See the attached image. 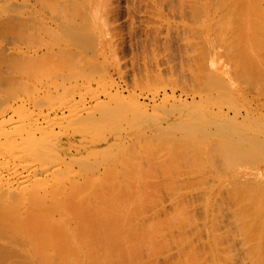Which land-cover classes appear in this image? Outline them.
Listing matches in <instances>:
<instances>
[{
    "label": "bare ground",
    "instance_id": "1",
    "mask_svg": "<svg viewBox=\"0 0 264 264\" xmlns=\"http://www.w3.org/2000/svg\"><path fill=\"white\" fill-rule=\"evenodd\" d=\"M11 1L7 0V2H6V0H5V2H3V4L6 3L5 5L7 8L4 6L2 9H0V11L2 13H4V12L8 13V11L9 10L11 11V9L13 10V12L18 11L19 10L18 8L20 6L24 5L21 3L22 5L20 4V6L17 8L16 4L13 3L14 4L13 6L16 7V9L15 8L13 9V6L11 5L12 4ZM14 1H16V0H14ZM43 1L45 2V5H46L47 2L45 0H43ZM48 1L53 2L52 0H48ZM196 1H198V0H196ZM3 4H1L0 6H2ZM9 4L11 6V8L9 6L10 9L8 8ZM50 4L51 3H49L48 6H50ZM59 4H61V3H59ZM182 4H183V2H182ZM217 5H218V11L220 10L221 14L223 12L225 15H227V17L222 16V18L227 19V22H226V24H224V23L222 25L219 24L221 26L217 30V33L219 31H221V32H219V33H221V35L219 33L217 35H220L219 40L221 41V44L226 49L225 51H224V49L222 50V51H224L223 53L226 52L227 55L230 54L229 57L231 56L230 60H229V64H230L231 68H229L228 64H226L225 62H219L217 60V58L213 59L212 57H210L209 59L206 58L207 59L206 60L204 57V59L206 61L201 60L202 61L201 65L199 63V66L197 68V69H199V72L202 75L204 74L203 75L204 77L202 79H205V77H206V75H205L206 73H202V72L206 71L208 77H206V79L204 81L207 80L206 83L208 82L207 83L208 85H209L210 81L215 82L218 86L217 90L220 89L221 93L224 96L227 95L231 99L234 98L237 101V103H239L237 95L235 93V90H234L232 84L227 81L228 77H230V74L232 72V73H234V75L232 74L233 76H235V74H237L238 76L237 75L236 76L238 78H239V76L243 77L246 84L250 87V89H254L256 91L259 90L261 93L259 95H262L264 97V0H218ZM55 6L56 5H54V7ZM57 6H56V9H57ZM73 6H75V7H73ZM73 6H71L74 9V11L73 10L72 11L75 12L76 14L75 13H72V14L79 16L80 15L79 12L81 10H79L77 12V9L79 8L80 5L76 6V4H75ZM190 6H191V4H190ZM194 6H196V5H194ZM23 7H20V8H23ZM50 7H49V9H50ZM52 7H53V4H52ZM213 8H214V6H213ZM3 9H5V10L8 9V11H4ZM54 9H52V10H54ZM208 9H210V7ZM50 10H49V12H52ZM58 10H61V9L59 8ZM213 10L214 9H212L211 11H213ZM179 11H181V10H179ZM208 12H210V10ZM216 12L217 11H215V13ZM23 13H25V12H23ZM8 14H11V13H8ZM60 14L63 15L62 12ZM191 14L193 15V13H191ZM37 15H39V14H37ZM219 15H218V18H220ZM8 16H7V18H8ZM228 16L229 17L232 16V18H230V20H229ZM12 17L13 18L15 17V18L13 19ZM216 17H217V15H216ZM15 19H17L16 22H14ZM20 19L21 18H19V20ZM27 19L25 18V19H22L23 21L22 20L21 21L24 22L27 20L26 24H28L30 21V27H29V25H27V26L32 30V27H34V26L31 23V21L32 22H33V20L38 21V19H32L31 20V17H29ZM58 19H61L62 21H64L62 17L58 18ZM85 19H88V18H85ZM7 20L9 23L6 22ZM7 20H6V16H5V21H4V18H3V21L1 18L0 22L1 21L2 22L0 23V31L3 30L5 32V35L10 34L12 37V40H14L13 38L15 37L14 41H16L17 38H18L17 42L22 41L21 38L23 37L22 36L23 33L20 31V33L22 34L21 35L22 37H21L19 35L20 33L15 32L16 31L15 28L18 27L17 25H19V24H20L19 27H21V24L23 26V23L20 21L21 23L17 24L19 21L17 15L16 16H9V18ZM11 20L13 22H11ZM78 20H80V19H78ZM214 20L216 21V19H214ZM36 21H34V22H36ZM80 21H82V20H80ZM220 21H221V19H220ZM3 22L6 23V24L4 23L6 29H5V27L4 28L2 27ZM73 22H74V20L72 22H68V24L71 23V25H72ZM11 23H13V24H11ZM15 23H16V25H15L16 27L14 26ZM36 23H38V22H36ZM66 23H67V21H66ZM95 23H96V21H95ZM9 24L13 25V26L11 28H9V26H10ZM26 24L24 26L25 29H24V27H22L24 29V31L23 30L22 31L28 33ZM6 25H9V26L7 27ZM211 25H213V24L211 23ZM68 26L70 27V25H67V28L69 29ZM72 26H71V28H72ZM85 26H87V25H85ZM36 27H38V26H36ZM7 28L10 30H8ZM55 28H57V27L55 26ZM39 29H40V27H38V30ZM12 30H14V34H13ZM18 30H20V29L18 28ZM72 30H74V27L72 28ZM79 30H82V29H79ZM3 31H1L2 34H4ZM68 32H69V30H68ZM15 33H17V35ZM57 33H59V32H57ZM222 33H223V35H222ZM32 34L30 33V36ZM74 34H76V33H74ZM199 34H200V32H199ZM188 35H189V33H188ZM194 35H195V32H194ZM217 35H216V37H217ZM19 36L21 37L20 39H19ZM54 36L56 37V35H54ZM74 36H72V37H74ZM197 36H198V34H197ZM57 38H58V36H57ZM59 38H61V36ZM69 38L71 39L70 36H69ZM69 38H68V40H69ZM199 38H198V40H199ZM63 39H65V38H63ZM183 39H184V37H183ZM214 39L215 38H213V41H215L216 45L218 44L217 46L220 48L221 44L218 43V40L216 42V40H214ZM66 40H67V38H66ZM43 41H45V40H43ZM192 46H193V44H192ZM217 46L214 47L216 52L218 49ZM221 49L222 48H220V50ZM48 50H49V48H48ZM92 50H93V47H92ZM195 50H194V52H196V53L198 51H200V49L198 51H195ZM201 50H203V49H201ZM215 50L213 49V52H215ZM220 50L218 49V52H220ZM49 51L48 52L46 51L47 53L44 52L43 54H45V53L49 54ZM201 52L203 54V51H201ZM207 52H209V51H207ZM211 52H212V50L209 52L210 56H211ZM55 54H52V55H55ZM220 54H221V52H220ZM52 55H51V57H52ZM1 56L0 57L2 59H4V58L6 59V61L4 63V61L1 62L2 59L0 58V60H1L0 62L4 65L6 63L8 64L9 62L13 61V60L11 61V59L9 58L10 55L9 56L6 55V57H4V58H3L4 54H2ZM18 56H21V55H18ZM18 56H15V57H18ZM204 56H206V55H204ZM224 56L226 58V55H224ZM236 56H238L239 58L236 59L237 58ZM12 57H14V56H12ZM15 57L13 59H15ZM51 57H49L50 58L49 62L53 58V57L52 58ZM60 57H62V56H60ZM7 58H9V59H7ZM32 58H34V57H31V58L25 57L22 59V62H26L25 59H27V61L29 63V60H30V62L33 61ZM18 59H19V57H18ZM20 59H21V57H20ZM38 59L39 58L37 57L35 59V61H37ZM8 60H10V61L8 62ZM23 60H25V61H23ZM64 60L67 61V58H65ZM19 61L21 62V60H19ZM38 61H40V60H38ZM45 61L46 60H44V61L41 60L40 62H41V64H44V63L47 64ZM53 61H52L53 63L52 62L51 63L56 65L57 60L55 59ZM60 61L63 62V60H60ZM188 61H189V59H188ZM197 61H199V60H197ZM33 62H31V64ZM40 62L38 63V65H40ZM14 63H13V65H14ZM23 64L24 63H22V66H23ZM49 64H47V66ZM72 64H73V62H72ZM13 65H12V63H10L9 66L6 65L5 67H10V66L13 67ZM28 65H26V66H28ZM57 65H58V67H62L61 63H60V66H59V64H57ZM69 65H70V63H69ZM73 65H75V64H73ZM19 66H21V65H19ZM24 66L22 67L23 69H24ZM52 66H50V67H52ZM200 66H201V68H200ZM13 68H16V67H13ZM28 68H31V67L29 66ZM32 68H31V70H32ZM40 68H41V65L38 68V70H40ZM66 68H64V69H66ZM70 68H71V66H70ZM19 69H20V67H19ZM34 69H35V66H34ZM54 69H55V67H54ZM54 69L52 68V70H54ZM57 69H59V68H57ZM89 69L91 70V68H89ZM230 69H232V70L230 71ZM43 70L44 69H42V71L40 73L37 72L36 75L41 76V74L43 73ZM50 70H51V68H50ZM16 71L18 72V69ZM35 71H37V70H35ZM45 71H44V73H45ZM85 71H86V69H85ZM239 71H241L243 74L240 75ZM23 72H24V70H23ZM199 72L198 73L194 72V73L199 74ZM0 73L2 74V72H0ZM44 73H43V76H41V77L46 79V77H44ZM3 74H5V73H3ZM45 74H48V73H45ZM49 74H53V73H49ZM7 75L9 76V74H7ZM23 75L26 76V74H23ZM53 76H54V74H53ZM68 76H71V75H67V77H66L67 79L70 78ZM5 77H1V78H5ZM26 77H28V76H26ZM72 77L73 76H71V78ZM48 78H53V77H52V75H50V77H48ZM63 78H65V77L63 76ZM13 79H15V77ZM17 80L19 81V79H17V78H16V81H14V80L13 81L15 83H19V82H17ZM38 80L39 79H37V82H35V83H37V84L41 83ZM151 80H153V79H151ZM1 81H2V79H1ZM35 81H36V79H35ZM69 81H70V79H69ZM154 81H156V80H154ZM241 81L243 82V79ZM5 82H7V81H5ZM5 82H4V84H5ZM237 82H240V81L237 80ZM82 83H83V81L81 82V84ZM157 83L159 84L160 82H157ZM22 84H24V83H21L18 85H22ZM41 84H43V83H41ZM140 84L142 86H144L142 83H137V84L135 83V85H139L140 88H142V89L145 88V86L141 87ZM149 84L151 85V82ZM13 85H14V83L12 85H9V86L13 87ZM185 85H186V83H185ZM15 86H17V84H15ZM22 86H21V88H22ZM24 86H26V85L24 84ZM24 86L22 89H24ZM70 86H71V84H70ZM104 86L105 85L103 84L101 87V90L106 92L105 88H103ZM114 86H116V85H114ZM162 86H165V85H162ZM8 87H6V88H8ZM17 87H20V86H17ZM28 87L29 86H27L25 89H27V92L29 93L28 89L30 87L29 88ZM80 87H81V85H80ZM170 87L171 86H169V88ZM14 88H16V87H14ZM61 88H60V90H61ZM65 88H62V90L63 89L65 90ZM84 88H85V94H87V96H89V98L87 97L88 99H90L89 102H87V103L84 102L83 105L81 106V108L79 107L80 109H75V108L72 109V108H69V106H68V108H69L68 111L67 112H61L60 114H56L53 110H52L53 112L46 111V113H44L45 110L44 111L38 110V112H37L38 116L37 115L36 116L42 118L41 122H39L38 118H36L35 119L36 121H35L32 118V116H30V117L27 116L29 114H25L27 117L20 115V114L18 115V117L14 116L16 120L14 119V121H13L10 118L6 119L7 118V117H5L6 115H4L2 112H0V264H157V262L154 263V261H157V259H158L157 255L158 256L161 255V253H163V251H166L168 248L173 247V245L176 247V251H178V254L176 251H174V253L176 252V254H177L178 262L174 261L175 263H173L171 261L172 264H176V263L177 264H234V262H232V261L236 258L233 259V256H235L236 252L238 253L240 248H241L240 249L241 252L243 249V254H244L245 260L247 261L246 263H248V264H264V239H263L264 238V213H263L264 212V174L261 175L259 173H255L254 176L256 177V180H254V182L255 181L256 182L254 184H251V183H249L247 177L239 176L238 174L232 172V169H233L234 164H235L233 161L236 159V156H239V153L241 154L240 157L242 156L241 161L244 164H245L244 161H246V160L255 159V158H253L254 156L252 157L251 155L248 154L249 152H248L247 148H242L241 145L246 146V143H248L251 146L257 147V150L259 148L260 150H262L264 152V114H261L262 112H264V110L261 109L262 112L260 113V116L259 117L256 116V117H258L259 123L256 121V119L251 118L248 120L243 119L239 123V124H241L242 129L239 127H236V125L234 123H231L227 128H222L221 126L217 125L218 126L217 129L215 128L216 129V130H214L215 132L211 135L207 129V128H209V127H207L209 125L206 126V124H205V122L208 121L205 119L207 118V116L210 113V111L208 109L210 105L207 102L209 99L214 100L216 102H219V101H218V97L216 95H215V97H212V95L210 97L209 96L210 94L209 95L207 94V95H204V96H207V100H206L207 102L205 104L199 105L201 101L197 102L196 99H195L196 100L195 103L198 105H195V103L193 102L195 107L198 106L196 108H198V110L200 109L203 112L202 116H201V114H197V115L201 116L200 118L202 120L200 118H192L191 116H188L189 114L187 115L185 113V111L181 110L180 115H179V117H181V119H182L181 122H179L178 119L172 121L173 127L175 129H179L182 132L181 133L176 132L180 136L176 137V138H172V139H175L174 140L175 145H173L171 147L172 149L169 148L168 150L172 151V153H174V151L176 150L175 153L178 151L180 153V155L177 156L179 154L178 153L177 155L175 154L176 156L171 155L169 157V161H168L169 167L173 166L174 164L175 165L177 164L176 166H178V165L181 166V167H177V168L182 169L181 170L182 172H183V168L184 167L186 168V166L188 167L186 169H189V167L191 165L190 166L185 165V164H190V161H188L187 158H185V156H187L185 154L188 153L185 151V149L188 150L189 147L187 146V144L190 143V146L192 145L191 146L192 148L190 147L189 150H192L194 152V147L196 146L197 143L199 144L198 141H199L200 136L198 137V140H196L193 134L195 132H200L202 134V136H204V138L206 139L207 143L210 142V139L212 140V138L218 142L217 145H215L214 143L212 144L213 148H211L212 147L211 145H210L211 147L208 146L210 149H216V151L215 150L211 151L212 153L215 151L213 153L215 155H212V157L208 156L211 159L210 158L208 159V157H207V159H205V160H207L208 163L211 160L210 162L212 163V164L209 163L211 166L208 163H206L209 165V168H208V166L207 167L205 166L206 167L205 169H210V171H211L212 168H210V167L216 168V166L219 164L217 162L218 161L221 162V160H222L225 163L221 166L225 165L224 167L227 168L226 170H229V171L225 170L227 172L225 174L228 176L227 177L228 178V184L227 185L225 184L226 185V186H224L225 189L223 188L222 192H220V194H218L219 196H221L224 193V197H219V196L218 197L220 198V201H221L220 203L222 206H224L225 205L224 203H226L227 206L231 207V208H228V207H225V208H228L227 210L230 211L231 213L233 211V215L231 214L232 218L230 217V220H228L226 222L224 227H223V225L220 226L219 221H218V217L222 213L221 208L216 211L215 215L213 214V210L210 214L209 213V203H210L209 201L211 199L208 201V199L205 198L203 201V205H201V203L199 202L200 203L199 205L202 206V208L204 209L203 211H204L205 215L203 214V216H205V217L201 216V217H203L202 219H200L202 222L200 225H197L196 221H195V217H193L191 211H189L188 203H187V199H186L187 198L186 193H188V192L190 193V189L188 188L189 190H187V188H186V190H187L186 191L185 188L182 187L184 189L183 190L181 188V185H183L184 183H186L187 181H190V180H200V182H203V179L205 177L206 172H205V174H203L204 171L199 170L200 172L203 171L202 174L204 176L202 177L201 174H200L201 176L199 174H197L199 172L198 170H197L198 172H196V174H194L195 168H192L191 172H190V170L187 171L186 169H184V172L186 171V173H187V174L183 173V174H185V176L178 175V174H171L169 172L162 174L163 175L162 177H160L161 175L158 176L159 172L156 170V168L154 169L155 164H153L154 170L152 168H150V166L152 167L151 162H149L150 164H146L148 161L146 159L147 158L151 159L148 156V154H144V152H143V151H146V153H150L149 149H151V148H148L147 144H146V143H149L148 141L145 142V144H144L146 148H142L144 150L141 151L143 154V155H141V156H143L142 158H144V156L146 155L144 159L141 158L145 162L144 163H143V161H141V162L144 165H147V166L149 165V167L143 166V164H141L142 168H140V165L138 164V162H136L138 157L136 156L135 152L137 150H139V149L136 150V147H135L136 144L134 145V147L129 146L130 148H132L134 150L133 151L130 148L128 149L129 152L131 151V153H130L131 156L134 154L133 158H131L128 156L126 145L121 140H118V139H117V142H118V145L120 147L118 145L116 147H119V150H118L119 156L117 158L110 157V153H107L106 147H110L112 144H110V143H108L106 145L105 144H99L100 142H102L104 140V138L107 134L108 123H114L115 127H116V132H118V133H120L123 130L129 129L130 130L129 137H130L133 135L134 129H136V127H137V124H138L137 122H139L141 120L140 118H138L139 115H141L140 117H142L144 114H147V112L150 111L151 107L149 108V111L146 112V109L143 107L144 105L142 106L143 97L140 96L141 97L140 99L142 101V104H141L138 101V97H135L136 95L134 93H133L134 96H133V94H130V95H132V96H130L129 93H127V95L130 96L132 99L128 100L130 102L129 104H131V109H126V106L129 104H127V105L123 104V101L126 100V99H123V97H125V96H123V94L121 95L114 90L115 92L111 94V96L113 95V98L111 96L109 98V95H107L106 97L101 99L102 97L99 98L98 90L90 89V86L83 87L82 89H84ZM140 88H138V89H140ZM169 88H168V90H170ZM172 88L173 87H171V89ZM5 89H4V93H5ZM203 89H205V87ZM10 90L11 89H9V92H10ZM12 90H14V89H12ZM101 90H99V91H101ZM119 90L120 89H118V91ZM20 91H23V90H20ZM53 91H55V90H53ZM256 91H253V92H256ZM14 92H15V90H14ZM69 92H70V90H69ZM170 92L172 93L173 89ZM6 93H7V95L10 94L8 92H6ZM17 93H19V92H17ZM28 93L25 92L24 94H28ZM71 93H74V92L71 91ZM11 94H14V93L11 92ZM109 94H110V92H109ZM15 95H16V93H15ZM162 95H163V98H162V96H161V98L163 101H166V100L172 101L173 99L174 100L177 99V98L175 99L172 94H168V93L163 94L162 93ZM79 96H81V95H79ZM53 97L56 98L57 95H55ZM151 97L153 98V96H151ZM156 97H158V95ZM198 97H200V96H198ZM148 98H146V100H150V98L149 99ZM244 98H246V96ZM82 99H84V98H82ZM109 99H111L112 101H114L116 103L119 102V104H118L119 111L118 110L117 111L111 110V107H110L111 102ZM155 99L153 98V100H155ZM191 99H189V100H191ZM162 100H159V102ZM179 100H180V98H179ZM182 100H184V99L182 98ZM5 101H7V100L5 99ZM63 101H64V99L60 103L63 104ZM156 101H157V99H156ZM191 101H194V99H192ZM224 101H225V99H224ZM226 101H227V99H226ZM28 102H30V101H28ZM71 103H73V102L71 101ZM147 103H144V104L147 105ZM184 103H186V101ZM209 103H211V102H209ZM44 104H46V103H44ZM81 104H82V102H81ZM161 104H162V102H161ZM164 104H166V103H164ZM167 104H169V103H167ZM187 104H188V102H187ZM19 105H21V104H19ZM78 105H79V102H78ZM194 105L192 104L190 106H194ZM169 106H171V105H169ZM49 107H50V105H49ZM159 108H161V107H159ZM159 108H157V109L159 110ZM193 108L194 107H192V109ZM154 109H156V108H154ZM229 109H231V108H229ZM27 110L29 111V109H26L25 111H27ZM255 110H258V109H255ZM255 110L253 107V111H255ZM60 111L61 110H59V112ZM244 111H245V107H244ZM246 111L249 114L248 109ZM3 112H7V111L4 110ZM21 112H23V111L21 110ZM221 112H222L221 110L220 111L217 110V112L214 113V117H215V115H218L221 117L224 116V115H222L223 112L222 113ZM230 112L233 113L234 111L232 112V109H231ZM27 113H29V112H27ZM168 113H170V112H168ZM224 113H227V112L224 111ZM240 113L238 115H240ZM245 113H243V114H245ZM30 114L32 115L33 113H30ZM33 115H35V114H33ZM10 116H12V115H10ZM252 116H254V115H252ZM250 117L251 116H249V118ZM153 118H154V116H153ZM168 118H169V116L165 117V120H167ZM233 118H232V120H233ZM152 120H154V119H152ZM223 120H224V117H223ZM213 121H214V118H213ZM161 122H162V120H160V124H162ZM169 122H170V119H169ZM255 122L257 123V125ZM158 126H159V124H158ZM140 128H142V127H140ZM247 128H249L251 132H245L244 130ZM155 130L157 131L158 129H155ZM258 130L260 131L259 134H257V132H255ZM156 131H154V132H156ZM165 131H166V129H165ZM225 131H226V134H228V135L236 134L239 136L236 139V141L241 143L240 148H238L239 146L237 147L235 144H232L231 142H229L226 139ZM195 134H197V133H195ZM171 136H172V134H171ZM256 136H259V138ZM230 137L233 138L232 136H230ZM125 138H127V137H125ZM155 138H153V140H151L153 142V143L151 142V144L156 143L155 140L157 141V139H159V138H157V139H155ZM165 139L163 138V141H161V143L164 142ZM169 139H171V138H169ZM109 140L110 139H108V141ZM140 140H142V139H140ZM145 140H148V138ZM193 140L197 142V143L194 142L195 145L191 144V142L193 143ZM127 141H126V144H127ZM167 141H169V140H167ZM93 142H97L96 144H98V145H95ZM117 142H116V144H117ZM80 144L84 147L85 154H84V158L82 159V161L80 163L82 173H77L76 171L73 170L72 165L76 164L78 161V156H77L78 152L76 151V149H77V146ZM164 144H165V142H164ZM157 145H159V144H157ZM153 146L151 145L150 147H153ZM161 146H162V144H161ZM199 146H197V147H199ZM141 147H143V146L141 145ZM174 147L176 148L175 150H174ZM215 147H217V148H215ZM247 147H248V145H247ZM157 149H158V146H157ZM157 149H156V151H157ZM160 149L161 148L158 149V153H159V151H162ZM198 149L199 148H197L194 152V154L196 153V156L198 155L197 154ZM152 150H154V149H152ZM200 150H201V148H200ZM205 150L207 151V149H205ZM132 151H133V153H132ZM202 151H203V149L200 152L202 153ZM71 152L75 153V154H71ZM207 152H205V153H207ZM153 153H154V151H152V153H151L152 155L151 154L150 155L154 156ZM183 153L185 156L183 155ZM201 153H199V154H201ZM216 153L218 156L216 155ZM94 154L98 156L97 159H98L99 166L103 167V169H104L102 175H96V174L90 172V168L92 167V164H93L91 157ZM165 154L163 156H165ZM155 155H157V153H155ZM182 155L184 157H182ZM180 156L182 157V159L180 158ZM220 156L224 157L225 160H224V158L221 159L222 157L220 158ZM262 156H264V154ZM176 157H178V158H176ZM215 157H217V158L219 157L220 160H218L219 158L217 159ZM240 157L238 160H240ZM135 158H137V159H135ZM161 158H164V157L161 156ZM161 158L159 157L158 159L161 160ZM153 159L156 162L157 159L152 158L151 160H153ZM166 159H167V157H166ZM166 159H164V160H166ZM258 159H261V158H258ZM177 160H179V161L177 162ZM199 160L202 161V159H199ZM254 161H256V160H254ZM235 162H237V160ZM49 164H50V166H49ZM159 164L162 165V161H159ZM237 164L240 165V163H237ZM247 164H250V163L248 162ZM156 165H157V163H156ZM212 165H214V166H212ZM221 166L218 165L217 168H219V170H220ZM16 167H20V170H17ZM49 168H51L52 170H49ZM148 168H150V169H148ZM196 169H198V168L196 167ZM202 169H204V167H202ZM222 169H221V171L224 173L225 171H224V169L223 170ZM141 170L142 171L148 170L145 172H149V173H145L144 171L141 172ZM149 170H151V171H149ZM193 170H194V172H193ZM219 170L217 172H219ZM210 171L206 175H208V174L210 175L212 173V171L211 172ZM221 171L219 172V174L222 173ZM150 172H152V173H150ZM155 172L158 174L157 176H155L156 174L155 175L153 174ZM189 172H190V175L188 174ZM160 174H161V171H160ZM213 174H215V173H212V175ZM216 174H218V173H216ZM216 174L214 175V177L217 176ZM243 175H247L246 172H244ZM215 183H214V185H215ZM217 187H218V185H217ZM193 188L194 187H192V189ZM202 189H204V187ZM204 192L206 194H208L206 191H204ZM162 194H164V196L166 198L164 196H162ZM188 196H189V194H188ZM255 196H257V198H254ZM161 197H163V198L161 199ZM164 198L166 201L171 203V205H170L171 211H169L170 213L162 208L163 212H164V210L166 211V213L165 212L163 213L162 217L159 216V212L156 215H151L150 213L152 211L158 209L160 207V204L162 202H164V201H162V200H164ZM210 205H211V203H210ZM155 206H158V207H155ZM165 206H166V204H165ZM197 206H198V204H197ZM154 212H156V211H154ZM218 212H219V215H217ZM148 214H150V216H148V219H146L147 217H145V216ZM144 217H145V219H144ZM220 217H222V215H220ZM140 218L144 219L146 221H144V220L141 221ZM191 225H193V227L189 228L188 226H191ZM187 227L190 229L189 231H192L191 232L192 235L198 240V242L201 241L200 239L202 238V235H203L202 233H204V232L206 233V235H207L206 237L208 238L207 241H210L208 247L209 246L211 247V249L208 248V250H215L213 248H216L218 250L216 253L214 251V253L212 254L213 255L212 258L209 259V256H211V252L207 253L206 255H208V256H206V257H204L203 254L200 255V253H202L201 251H204V250L200 251L199 250L200 248L197 247L198 245H196V243L195 244L193 243L194 245H196L195 247L198 248V250L200 251L199 257L196 256L197 255V253L195 251L196 248L191 244V240H193V239H191V237L189 236L190 232L189 231H188L189 233L186 232L188 230V229L186 230ZM220 227L227 230V232H225V230L222 231L223 229H221ZM191 228H193V230H191ZM260 229L263 230V231L261 230L263 232V234H261V236H263V237L262 238L255 237V236H258V233L260 236ZM231 230H235V234H236V230L238 231V235L241 238V241H240L241 246H239V243L236 242L237 240L239 241L240 238L237 237V239H236V237H233L230 235ZM255 230H257V231H255ZM174 231H175V235L173 234ZM228 232H229V235H228ZM236 236H237V234H236ZM197 240H195V241L197 242ZM233 240L235 241V243L238 244L237 246H239L240 248L238 247L239 248L238 249L237 246L235 245L236 248L238 249L237 251L234 250V252L236 251L235 253H233L232 251H229V252L227 251V253H226L225 250L223 249L225 247V244H228L229 246H233V243H234ZM212 241H213V244H212ZM170 242H173L176 244L172 243L173 244L172 245ZM228 245H227V247H228ZM174 248H173V250H175ZM177 248H178V250H177ZM179 249L181 250V254L179 252ZM231 249H232V247H231ZM169 250H170V254H171L172 248ZM169 250H168V252H169ZM168 252L166 251L165 253H168ZM155 255L157 257L156 260H155ZM239 255L240 254L236 255L237 258ZM178 256H180V258ZM213 258H216V259L213 260ZM243 260L244 259H242V263L244 262ZM234 261H236V260H234ZM237 262H238V260H237ZM239 263H241L240 260H239ZM244 264H245V262H244Z\"/></svg>",
    "mask_w": 264,
    "mask_h": 264
},
{
    "label": "rangeland",
    "instance_id": "2",
    "mask_svg": "<svg viewBox=\"0 0 264 264\" xmlns=\"http://www.w3.org/2000/svg\"><path fill=\"white\" fill-rule=\"evenodd\" d=\"M8 1H11V0H8ZM13 1L14 0L11 1V3H12L11 5L12 6L14 5L13 3H15L17 8H18L20 6V4L22 3V4H24L23 5L24 7L20 6V7H23V8L19 7L18 9L20 11L17 9L18 11H15V12H13L12 9H11V11L9 10L10 12L8 11V9L7 10L3 9L4 11H8V13H11V14H8L7 12L5 13L4 11H3L4 13H2L0 11V20L2 18V21H3V18H4V21H5V16H6V20H7L9 18V16H16L17 15L18 20H19V18H21L18 21L17 24L21 23L23 21L22 19H25V18L27 19L29 17H31V20L32 19H38V21L33 20V22L36 21L39 24L36 23V22L33 23L31 21V23L34 26V27H32V30H31L29 28L30 27V21H29L28 24H26L28 19L26 21L22 22L23 26L21 24V27H19L20 24L17 25L18 27H16L15 26L16 23H15L14 24V26L16 27V28L14 27L16 29L15 32L20 33V31H21L23 33V35L21 33L19 34L20 36L21 35L23 36V37L21 36L22 38L19 36V39L20 38L22 39V41H19V42H17L18 38L16 39V41H14L15 37L13 38L14 40H12V37H11L10 34H8V35L6 34L5 35V32L3 30H1V31H3L4 34H2L1 31H0V49H1L0 50L1 51L0 54L1 55L4 54L3 58L6 57V55L7 56L10 55L9 58L11 59V61L13 60L12 62H9L10 60H8L9 63L8 64L6 63L4 65L1 62L4 61V63H5L6 59L5 58H4L5 60L2 59L1 58L2 56L0 55L1 56L0 58L2 59V61L0 60L1 61L0 62V72H2V74L0 73V81L2 79V81L0 82V89H1L0 90V103H1L0 104V110H1L0 112H2L4 115H6L5 116V117H7L6 119L10 118L11 120L14 121V119H15L14 116L18 117L19 114L23 115V116H26L25 114H29L27 116H29V117L32 116V118L34 120L36 118H38L39 122H41L42 118L37 117L38 116L37 115L38 114L37 113L38 110L39 111H44L45 110L44 113H46V111H49V112H53L54 111L56 114H60L61 112H67L69 108L80 109L84 102L87 103V102L90 101V99H88L89 96H87V94H85V88L82 89L83 87H87V86H90V89L98 90L99 98L102 97L101 99H103L107 95H109V98H110L111 94L114 93L115 91L117 93L121 94V95L123 94V96H125V97H123V99H126V100L123 101V104H125V105L130 103L128 101V100L132 99L130 97L132 95H130V94L134 93L136 95L135 97H138L139 103L142 104V101H143L142 106L144 105L143 107L146 109V112L149 111V108L151 107L150 111L147 112V114L143 115L145 118L143 116L140 117L141 115H139L138 118H140L141 120L139 122H137L138 123L137 127H136V129H134L133 135L130 136V137H129V135H130V130L129 129L123 130L120 133H118V132H116L115 124L114 123H108V127H107V129H108L107 130V134L108 135L106 134L104 140L102 142H100L99 144H105V145L108 144V143L112 144L110 147H106L107 153H110V157H112V158H117L119 156L118 150H119L120 146L118 145L117 139L121 140L126 145L128 156L131 157V158H133L134 154L131 156V154H130L131 151L130 152L128 151V149L130 148L129 146L134 147V145L136 144V146H135L136 150L137 149H139V150H137L135 152L136 156L138 157V159L137 158H135V159H137L136 162H138V164L140 165V168H142L141 164H143L145 162L142 159H144L146 155L144 156V158H142L143 156H141V155H143V154H142L141 151L144 150L142 148H146L144 144H145V142L148 141L149 143H146V144H147L148 148H151V149H149L150 153H146V151H143V152H144V154H148V156L151 159L155 158L157 160L155 162L154 159L151 160V159L147 158L146 160H148V161H147L146 164H150L149 162H151L152 163V167L150 166V168H152V169H153V164H155L154 169L156 168V170L159 172V175L157 174L158 173L157 171H156L157 173L155 172L153 174L154 175L156 174L155 176H157V175L160 176L161 175L160 177H162L163 176L162 174H165L167 172H169L171 174H178V175L185 176V174H183V173H186V171L184 172V169L188 168L187 166H186V168L184 166H183L184 168L182 167L183 168V172H182L181 171L182 169L177 168V167H181L180 165L176 166L177 164L176 165L174 164L171 167H169V165H168L169 157L171 155L176 156L179 153L178 151L175 153V151H176L175 147H174V150H175L174 153H172V151L168 150L173 145H175L174 144V140L175 139H172V138L179 137L180 135L177 134V133H181L182 132L179 129H175L173 127L172 121L178 119V121L181 122L182 119H181V117H179L181 110L185 111V113L187 115L189 114L188 116H191L192 118H200L203 115V112L200 109L198 110V108H196L198 106L195 107V105H198V104L195 103L196 100H197V102L201 101L202 103L200 102V104H199V105H201V104H205L207 102L206 101L207 100V96H204V95H207V94L209 95L210 94L209 95L210 97H211V95H212V97H215V95L218 97V101L219 102H216V101L211 100V99H209L208 102H207L210 106L211 105L212 106L211 107L209 106V108H208L210 113L207 116V118L205 119V120H208V121L205 122V124H206V126L209 125V126H207V127H209L207 129H208V132L211 135L215 132L214 130H216L218 126H221L222 128H227L231 123H234L236 125V127L241 128V124H239V123L243 119H247L248 120V119L253 118V119H256V121L258 122V117L260 116V113L262 112V110H264V97L262 95H259V94H261L259 90L256 91L254 89H250V87L246 84V82H245L243 77L239 76V78H238L237 74H235V76H233L234 73L231 72L230 77H228V79H227V81L232 84V86H233V88L235 90V93H236L238 101H239V103H237V101L234 98L231 99L227 95L224 96L221 93L220 89L217 90L218 86H217V84L215 82L209 80L210 83L208 85L207 84L208 82L206 83L207 80L204 81L206 79V77H208L207 76V72L206 71L202 72V73H206L205 74L206 75L205 79H202L204 77L203 76L204 74L202 75L199 72V69H197L198 66H199V63L201 65L202 61H206L207 60L206 58L209 59L210 57H212L213 59L217 58V60L219 62H225L226 64H228L229 68H231L230 64H229V60H230L231 56L229 57L230 54L227 55L226 52L223 53L226 49L221 44V41L219 40L220 39L219 37L221 35V33H219V32H221V31L218 32L220 35H217L218 34L217 30L220 28V26L223 23L226 24V22H227L226 18H225L226 20L224 18H222V16L223 17H227V15H225L223 12L221 14L220 10L218 11V5H219V4L217 5V1L218 0H198V1H196V0H191V1L190 0H179V1L178 0H72V1L71 0H52L53 2H51V1L49 2L48 0H45L47 2L46 5H45V2L43 0H39V1L38 0L37 1L36 0H16L14 2ZM3 2H5V0H3V1L1 0L0 1V5L3 4ZM6 2H7V0H6ZM48 2L51 3L50 4L51 7L48 6L49 5ZM182 2H183V4H182ZM59 3H61V4H59ZM5 4L0 6V9H2L4 6L6 7ZM52 4H53V7H52ZM72 4L73 5L76 4V6L80 5L79 6L80 9L79 8L77 9V12L79 10H81L79 12L80 15L78 14L79 16L72 14V13H75V12H73L74 9L71 7V6H73ZM190 4H191V6H190ZM54 5H56V6L58 5L57 9H56V6L54 7ZM194 5H196V6H194ZM9 6H10V4L8 5V8H9ZM208 6L210 7V9H208L209 8ZM213 6H214V8H213ZM49 7H50L51 10L49 9ZM73 7H75V6H73ZM10 8H11V6H10ZM14 8L16 9L15 6H13V9ZM59 8L61 10H58ZM52 9H54V10H52ZM212 9H214L217 12L215 13L214 10L211 11ZM49 10L52 11V12H49ZM179 10H181V11H179ZM209 10H210V12H208ZM60 11L63 13V15L60 14L61 13ZM23 12H25V13H23ZM190 12L193 13V15ZM37 14H39V15H37ZM216 15H217V17H216ZM218 15H219L220 18H218ZM7 16H8V18H7ZM60 16L63 18L64 21H62L61 19H58V18H61ZM85 18H88V19H85ZM230 18H232V16L231 17L228 16L229 20H230ZM78 19H80L82 21H80ZM214 19H216V21ZM220 19H221V21H220ZM73 20H74V22L72 23V25L74 24L73 26L71 25V23L68 24V22H72ZM16 21H17V19H15L14 22H16ZM66 21H67V23H66ZM95 21H96V23H95ZM6 22H8V20ZM11 22H13V21L11 20ZM4 23L5 22L2 23L3 24V26H2L3 28L5 27V24H6V23L5 24ZM24 23L26 24V26L29 25V27L27 26V32L29 34L26 33V32H23L24 29H25V27H24L25 24ZM211 23L213 25H211ZM11 24H13V23H11ZM219 24H221V25H219ZM9 25H6V26L8 27ZM54 25L57 28H55ZM67 25H70V27L68 26L69 29L67 28ZM85 25H87L88 27L85 26ZM12 26L13 25H10L9 28H11ZM36 26L40 27V29L38 30V27H36ZM71 26H72V28L74 27V30H72ZM22 27H24V29ZM18 28L20 30H18ZM64 28L65 29L67 28V29L65 30ZM5 29H6V27H5ZM79 29H82V30H79ZM8 30H10V29H8ZM68 30H69V32H68ZM56 31L59 32V33H57ZM12 32L14 34V30H12ZM194 32H195V35H194ZM199 32H200V34H199ZM17 33H15V34L17 35ZM30 33L31 34L33 33V34L30 36ZM74 33H76V34H74ZM188 33H189V35H188ZM197 34H198V36H197ZM54 35H56V37ZM216 35H217L218 38L216 37ZM222 35H223V33H222ZM57 36H58V38H57ZM60 36H61V38H59ZM69 36L71 37V39L69 38ZM72 36H74V37H72ZM182 36L184 37V39H183ZM212 37L215 38L214 40H216V42L218 40V43H220L222 45V46L220 45V48H222L221 50L217 46L218 44L216 45L215 41H213ZM63 38H65V39H63ZM66 38H67V40H66ZM68 38H69L70 41L71 40L72 41L70 42L68 40ZM198 38H199V40H198ZM43 40H45V41H43ZM192 44H193V46H192ZM215 46H217V48L220 50L221 54H220V52H218L217 48L216 49H217L218 53L216 52V50L214 48ZM92 47H93V50H92ZM48 48H49L50 51L48 50ZM199 49H200V51H198ZM201 49H203V50H201ZM213 49L215 50V52H213ZM223 49H224V51H222ZM194 50L198 51V52L196 53V52H194ZM211 50H212V52H211V56H210L209 52ZM46 51L47 52L49 51V54H46L47 53ZM201 51H203V54L206 55V56H204ZM207 51H209V52H207ZM44 52H46L45 53L46 55L43 54ZM52 54H55V55H52ZM18 55H21V56H18ZM51 55H52L53 58L54 57L55 58L53 59L51 57ZM59 55L62 56L64 59L67 58V61L64 60L62 57H60ZM224 55H226V58L227 59L229 58V59L227 60ZM12 56H14V57L18 56L19 59H18V57H15V59H13L14 57H12ZM20 57H21V59H20ZM25 57H28V58L29 57L30 58L34 57L35 59L38 57L39 58L38 60H40V61L41 60L42 61L46 60L45 62L47 64L50 63L51 65L49 64L47 66V64H45V63L41 64L40 61L37 60L38 61L37 62V61H35L34 58H32V60L35 63L33 61H31V62H33L31 64V62L29 60V63H30L29 64L27 59H25L26 62H22V59L25 58ZM49 57H51L53 60L56 59L57 60L56 63L59 64V66H60V63H61L62 67H58L57 64L56 65L52 64L54 62L52 59L51 60L53 62L51 60L49 62V59H50ZM204 57H205L206 60L204 59ZM236 57H237L236 59L239 58L238 56H236ZM9 58H7V59H9ZM59 59L63 60V62L60 61ZM188 59H189V61H188ZM19 60H21V62L24 63L23 64V66L25 65L24 69L22 68L23 67L22 63ZM25 60H23V61H25ZM197 60H199V61H197ZM39 62H40L41 68L44 69L43 73H44L45 70H46L45 73H48V74L44 73V77H46V79L41 77V76H43V73L41 74V76L40 75H36L37 72L40 73L42 71L41 68H40V70H38V68L40 67V65H38ZM72 62L75 65H73ZM10 63H12V65L14 63L13 67H16V68H13L12 66L5 67L6 65L9 66ZM69 63H70V65H69ZM19 65H21V66H19ZM26 65H28V66H26ZM52 65L53 66L55 65L54 66L55 69H54V67ZM29 66L31 68L33 67L32 70H31V68H28ZM34 66H35V69H34ZM50 66H52V67H50ZM70 66H71V68L72 67L73 68L71 69ZM19 67H20V69H19ZM56 67L59 68V69H57ZM50 68H51V70H50ZM52 68L54 70H52ZM64 68H66L67 70L64 69ZM89 68H91V70ZM200 68H201V66H200ZM17 69H18V72L16 71ZM27 69L28 70L30 69L32 72L30 70L28 71ZM85 69H86V71H85ZM23 70H24V72H23ZM35 70H37V71H35ZM231 70L232 69H230V71ZM193 71L195 73L199 72V74H195ZM3 73L9 74V76L7 74L5 75ZM49 73H53L54 76H53V74H49ZM23 74H26V76H28V77L24 76ZM239 74L241 75L243 73L241 71H239ZM50 75H52L53 78H48V77H50ZM62 75L65 78H63ZM67 75H71L73 77L71 78V76H68L70 78L67 79L66 78ZM1 77H5V78H1ZM12 77L13 78L15 77V79H13ZM16 78L19 79V81L17 80V82H19V83H15L14 82V81H16ZM35 79H36V81H35ZM37 79H39L38 81H40L43 84L35 83V82H37ZM69 79H70V81H69ZM151 79H153V80H151ZM242 79H243V82L241 81ZM154 80H156L157 82H160V83L158 84ZM237 80H239L240 82H237ZM3 81L4 82L7 81L8 83L5 82V84H4ZM82 81H83V83L81 84ZM12 82L14 83V85H13V87L12 86L10 87L9 85H12L13 84ZM20 82L24 83L26 85V86H24V84H22L24 86V89H22L23 88L22 85H18V84H21ZM150 82H151V85L149 84ZM135 83L136 84L137 83H142L145 86V88L142 89V88L139 87V85H135ZM185 83H186V85H185ZM15 84H17V86H20V87L15 86ZM70 84H71V86H70ZM103 84L105 85L103 88H105L106 92L101 90V87H102ZM80 85H81L82 88L80 87ZM114 85H116V86H114ZM162 85H165V86H162ZM21 86H22V88H21ZM27 86L30 87V88L28 87L29 88L28 89L29 93L27 92V89H25ZM140 86L144 87L141 84H140ZM169 86L173 87L172 88L173 89L172 93L170 92V91H172V89H171V87L169 88ZM6 87L11 89L10 92H9V89L6 88ZM14 87H16V88H14ZM61 87L62 88L66 87L68 90L66 88H65V90L64 89L62 90ZM204 87H205V89H203ZM60 88H61L62 91L60 90ZM138 88H140V89H138ZM168 88L170 90H168ZM4 89H5V93H4ZM12 89H14L15 92ZM118 89H120V90L118 91ZM20 90H23L24 92L20 91ZM53 90H55V91H53ZM69 90H70V92H69ZM99 90H101V91H99ZM71 91L74 92V93H71ZM253 91H256V92H253ZM6 92L10 93V94H8L9 96L7 95ZM11 92H13L14 94H11ZM17 92H19V93H17ZM25 92L28 93V94H24ZM109 92H110V94H109ZM15 93H16V95H15ZM127 93H129L130 96H128ZM162 93L163 94L164 93L172 94L174 96V98L175 99L177 98V99L176 100L173 99L172 101L171 100L163 101L162 100V98H163ZM134 94H133V96H134ZM55 95H57L56 98L53 97ZM79 95H81V96H79ZM157 95H158V97H156ZM140 96L143 97L142 101L140 99L141 98ZM151 96H153L154 99L156 98L157 101H156V99L153 100V98ZM161 96H162V98H161ZM198 96H200V97H198ZM243 96L244 97L246 96V98H244ZM111 97L113 98V95ZM148 97L149 98L151 97L152 99L150 98V100H146V98H148ZM82 98H84L85 100L82 99ZM179 98H180V100H179ZM182 98L184 100H182ZM191 98L194 99V101H191L192 100ZM5 99L7 101H5ZM63 99H64L63 104H61L60 102ZM189 99H191V100H189ZM224 99H225V101H224ZM226 99H227L228 102L226 101ZM109 100L111 102V103L109 102L111 104L110 105L111 110H113V111H117L118 110L119 111V106H118L119 102L116 103V102L112 101L111 99H109ZM159 100H162V101L159 102ZM28 101H30V102H28ZM71 101L73 103H71ZM185 101H186V103H184ZM78 102H79V105H78ZM81 102H82V104H81ZM161 102H162V104H161ZM187 102H188V104H187ZM193 102L195 103V105H194ZM209 102H211V103H209ZM44 103H46V104H44ZM144 103H147V105L144 104ZM164 103H166V104H164ZM167 103H169V104H167ZM19 104H21V105H19ZM192 104L194 106H190ZM225 104L226 105L228 104V105L226 106ZM49 105H50V107H49ZM169 105H171V106H169ZM68 106H69V108H68ZM252 106L254 107V110L255 109H258V110L253 111V107ZM159 107H161V108H159ZM192 107H194L195 109L194 108L192 109ZM244 107H245V111H244ZM154 108H156V109H154ZM157 108H159V110ZM229 108H231L232 112L233 111L234 112L231 113L230 112L231 109H229ZM26 109H29V111L28 110L25 111ZM126 109H131V104L127 105ZM216 109L218 111L221 110L223 112L222 115H224V116L221 117V116L215 115V117H214V113L217 112ZM247 109L249 111V114L251 113L250 115L246 111ZM4 110H6L7 112H3ZM21 110L23 112H21ZM59 110H61V111L59 112ZM224 111L227 112V113H224ZM27 112H29V113H27ZM168 112H170V113H168ZM30 113H33L35 115H33V114L31 115ZM239 113H240V115H238ZM243 113H245V114H243ZM197 114H201V116L197 115ZM261 114H264V112H262ZM10 115H12V116H10ZM152 115L154 116V118H153ZM252 115H254V116H252ZM167 116H169V118L167 120H165V117H167ZM249 116H251V117L249 118ZM256 116H258V117H256ZM223 117H224V120H223ZM213 118H214V121H213ZM232 118H233V120H232ZM152 119H154V120H152ZM169 119H170V122H169ZM160 120H162L161 123L163 125L160 124ZM158 124H159V126H158ZM256 125H257V123H256ZM140 127H142V128H140ZM155 129H158V130L156 131ZM165 129H166V131H165ZM153 130L156 131L159 135L156 132H154ZM244 131L245 132H251L249 128L245 129ZM255 132H257V134L260 133L259 130L255 131ZM195 133H197V134H195ZM195 133L193 135H194L196 140H198V137L200 136L199 141H198L199 144L196 141H194V140H193V143L191 142V144H194V142L197 143L196 146L194 147V152H195V150L197 148H199L197 150V154L198 155L196 156V153L194 154V152L192 150H189L190 147L192 146V145L190 146V143L187 144V146L189 148L186 146L188 148V150L185 149V151L188 152V153L185 154L187 156H185L184 153H183V155L185 156V158H187L188 161H190V164H185V165H188V166L191 165L189 167V169H186V170L187 171L190 170V172H191L192 171L191 169L195 168L194 169L195 170L194 174H196V172H198L199 170H203L204 173H203V171H201V172L199 171L197 173L199 175L201 174L202 177H203L204 176L203 174H205V172L207 174L210 171V169H205V168L207 166L209 168V165H210L209 163H211L210 162L211 160L208 163L207 160H205V159H207L208 156L212 157V155H215L213 153L216 151V149H210L209 147H211L213 143L215 145H217L218 142L210 136L212 138V140L210 139V142L207 143L206 139L204 138V136H202V134L200 132H195ZM171 134H172V136H171ZM225 134H226V131H225ZM230 136H232L233 138H231ZM125 137H127V138L129 137V138L127 139ZM238 137L239 136L236 135V134H233V135L232 134L231 135L226 134V139L229 142H231L232 144H235L237 147L239 146L238 148H240V144L241 143L236 141V139ZM256 137L259 138V136H256ZM147 138H148V140H145ZM153 138H155V139L159 138V139H157V141L155 140V142H156V143H154L155 145L151 144V142H152L151 140H153ZM163 138L164 139L166 138L165 141H164L165 144H164V142L161 143V141H163ZM169 138H171V139H169ZM108 139H110V140L108 141ZM140 139H142L143 141L140 140ZM167 140H169V141H167ZM126 141H127V144H126ZM116 142H117V144H116ZM93 143L95 145H98V144H96L97 142H93ZM140 144L143 147H141ZM150 144L152 146L153 145L154 146L150 147L151 146ZM157 144H159V145H157ZM161 144H162V146H161ZM117 145L119 147H116ZM247 145H248V147H247ZM157 146H158V149L161 148L160 150H162V151L164 150L163 151L164 153L162 151H159V153H158ZM197 146H199V147H197ZM241 147L242 148H247V150L249 152L248 154L251 155L252 157L254 156L253 158H255V159L246 160V161H244L245 162V164H244L241 161L242 160V158H241L242 156L240 157L241 154L239 153V156H236V159L233 161L235 164H234V167H233L234 170L232 169V172L238 174L239 176L247 177L249 183L254 184L256 182V181L254 182V180H256V177L254 176L255 173H259L261 175L264 174V156H262L264 154V152L262 150H260L259 148L257 150V147L251 146L248 143H246V146L241 145ZM200 148H201V150L203 149L202 153L200 152L201 151ZM211 148H213V146ZM215 148H217V147H215ZM130 149H132V148H130ZM152 149H154V150H152ZM156 149H157V151H156ZM205 149H207V151L209 153ZM213 150H215V151L212 153L211 151H213ZM76 151L78 152V154H77L78 161H77L76 164L72 165L73 166V170L76 171L77 173H82L81 164L80 163H81L82 159L84 158L85 150H84V147L80 144V145L77 146ZM133 151H132V153H133ZM152 151H154V153H153L154 156H151L152 155L151 154ZM205 152H207V153H205ZM155 153H157V155H155ZM199 153H201V154H199ZM217 153H216V155H217ZM71 154H75V153L71 152ZM164 154H165V156H163ZM179 155H180V153L177 156H179ZM183 155H182V157H184ZM161 156L164 157V158H161ZM97 157L98 156L95 155V154L92 155V157H91V160L93 161V164H92V167L90 168V172L94 173L96 175H102L104 169H103V167L99 166ZM159 157L161 158V160L158 159ZM166 157H167V159H166ZM182 157L180 156L181 159H182ZM221 157L222 156H220V158ZM239 157H240V160H238ZM176 158H178V157H176ZM209 158L210 157H208V159ZM215 158H217V157H215ZM220 158L218 160H220ZM223 158L224 157H222L221 159H223ZM258 158H261V159H258ZM164 159H166V160H164ZM199 159H202V161H200ZM179 160H177V162ZM224 160H225V158H224ZM236 160H237V162H235ZM254 160H256L257 162L254 161ZM141 161H143V163ZM159 161H162V165L159 164ZM246 162L247 163L249 162L250 164H247ZM156 163H157V165H156ZM206 163H208L209 165L206 164ZM217 163H219L218 165L221 166L225 162L221 160V162L218 161ZM237 163H240V165H238ZM49 166H50V164H49ZM143 166L149 167V165L147 166V165H144V164H143ZM201 166L204 167V169H202ZM212 166H214V165H212ZM217 166H216V168L215 167L214 168L210 167V168L213 169V170L211 169L212 173H215V174L218 173V174H216L217 176L214 177L215 174L212 175V173L210 175L209 174L208 175L205 174L203 182H200V180H190V181H187L186 183H184L183 185H181V188L183 187V188H185V190H186V188H187V190L190 189V193L189 192L186 193L187 194V198L186 199H187L189 211H191L193 217H195V221H196L197 225H200L201 222H202L200 219L205 217V216H203V214H204L203 210L204 209L202 208V206L199 205L200 203H201V205H203V201H204L205 198L208 199V201L211 199L209 201L211 203V205L209 203V213L210 214H211V212L213 210V214L215 215L216 211L221 208V210H222L221 212L222 213L220 215H222V217H220L219 212L217 213V215H219L218 221H219L220 226L223 225V227H224L226 222L228 220H230V217L232 218L233 211L231 213L230 211L227 210L228 208H231V207L227 206L226 203H224L225 205L222 206L221 203H220L221 201H220L219 197H224V193L221 196L218 195V194H220V192H222L223 188L225 189L224 186H226L228 184V178H227L228 176L225 173H227L226 171H229V170H226L227 168L224 167L225 165L221 166V169L224 167L225 168V169L223 168L224 171L226 170L223 173L221 171V169L219 170V168H217ZM196 167L198 169H196ZM150 168H148V169H150ZM16 169L20 170V167H16ZM49 170H52V169L49 168ZM159 170L161 171V174H160ZM194 170H193V172H194ZM218 170H219V172L221 171L222 173L219 174V172H217ZM143 171L141 170V172H143ZM145 171H148V170H145ZM149 171H151V170H149ZM152 172H150V173H152ZM190 172L188 173L189 175H190ZM244 172H246L247 175H243ZM145 173H149V172H145ZM214 183H215V185H214ZM217 185H218V187H217ZM192 187H194V188L192 189ZM203 187H204V189H202ZM204 191H206L208 194H206ZM188 194H189V196H188ZM162 196H164V194H162ZM162 198L163 197H161V199ZM165 198H164V200H162L164 202H162L160 204V207L161 206L162 207L161 208L159 207L158 209L154 210L156 212L152 211L150 213L151 215H156L159 212V216L162 217L164 212L166 213V211L167 212L171 211L170 210L171 209L170 208L171 207L170 206L171 203L166 201ZM254 198H257V196H255ZM165 204H166V206H165ZM197 204H198V206H197ZM155 207H158V206H155ZM225 207H228V208H225ZM162 208L165 209L166 211L164 210V212H163ZM150 214L145 216V217H147L146 219H148V216H150ZM201 216H203V217H201ZM145 217H144V219H145ZM144 219L140 218L141 221L144 220ZM144 221H146V220H144ZM188 227L189 228L193 227V225L188 226ZM188 227L186 228V230L188 229L186 232L187 233L190 232L189 233L190 235L189 234L188 235L191 237V239H193V240H191V244L194 247L196 245H198L197 247L200 248L199 249L200 251L204 250V251H201L202 253H200L198 248L195 247L196 248L195 251L197 253L196 256L199 257V253H200V255L203 254V256L206 257V256H208L206 254L211 252V256H209V259L212 258L213 257L212 254L214 253V251L216 253L218 250L216 248H213L215 250H208V248L211 249V247L210 246L208 247L210 241H207L208 238L206 237L207 236L206 233L205 232L202 233L203 235H202V238L200 239L201 241L199 240L201 242L200 243L192 235V233H191L192 231H189L190 229ZM220 228L223 229L222 227H220ZM191 230H193V228H191ZM224 230L225 229H223L222 231H224ZM261 230L262 229H260V236H261V234H263V232H262L263 230L262 231ZM255 231H257V230H255ZM225 232H227V230H225ZM173 234L175 235V231L173 232ZM236 234H237V236H236ZM236 234H235V230H231V233H230L231 236L236 237V239H237V237L240 238V236L238 235V231L237 230H236ZM228 235H229V232H228ZM260 236H259V233H258V236H255V237H259V238L263 237V236H261V237ZM195 240H197V242ZM240 241H241V238L239 239V241L238 240L236 241V242L239 243V246H241L240 245ZM170 243L172 244L173 242H170ZM193 243L194 244L196 243V245H194ZM173 244H176V243H173ZM212 244H213V241H212ZM227 245L228 244H225L226 248L223 246L224 247L223 249L225 250L226 253H227V251L228 252L232 251L233 253H235L240 248L239 246H237L238 244L235 243V241L233 243V246H229L228 245V247H227ZM235 245L237 246V248L238 247L239 248L237 249ZM174 247H175L174 245H173V247H171L172 250H173ZM231 247H232V249H231ZM171 248H168L166 251L168 252V250L171 249ZM174 249L175 250H173V251L171 250V254H170V250H169L168 253H165L166 251H163V253H161V255H159V256L157 255L158 259H157V261H154V263L157 262V264H172V262L173 263L178 262V258H177L178 251H176V247ZM180 249H179V252L181 254V250ZM240 249H239L238 253L236 252L235 256H233V259L236 258V259H234L236 261L233 260L232 262H234V264H241L242 263V259H244L243 261L245 262V264H248V263H246L247 261L245 260V257H244V254H243V249H242V252L240 251ZM177 250H178V248H177ZM234 250H236V251L234 252ZM174 251H176L177 254H176V252L174 253ZM238 254H240L239 255L240 257L238 256V258H237L236 255H238ZM157 257L155 255V260H156ZM178 257L180 258V256H178ZM214 259H216V258H213V260ZM237 260H238V262H237ZM239 260H240L241 263H239ZM244 262L242 264H244Z\"/></svg>",
    "mask_w": 264,
    "mask_h": 264
}]
</instances>
